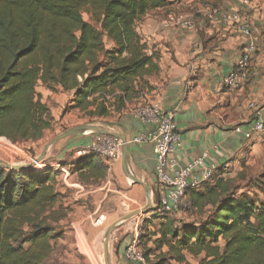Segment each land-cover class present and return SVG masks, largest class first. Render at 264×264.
Returning <instances> with one entry per match:
<instances>
[{"label":"trees","instance_id":"16d2710c","mask_svg":"<svg viewBox=\"0 0 264 264\" xmlns=\"http://www.w3.org/2000/svg\"><path fill=\"white\" fill-rule=\"evenodd\" d=\"M217 1V0H214ZM166 0H0V140L38 142L53 128L54 118L37 87L73 93L68 109L90 118L120 112L137 87L159 71L138 34V26ZM88 13L90 21L84 19ZM66 170L84 183L108 176V162L95 152L72 161L45 162L20 170L0 167V264H45L60 239L52 224L66 214L52 210L60 192L56 179ZM213 179L190 192L199 223L180 226L164 218L154 241L178 263L187 254L199 264H264V171L246 184ZM238 182V183H237ZM252 188L262 199L243 189ZM223 240L225 246H220ZM29 245V247H25ZM147 250V261L152 254Z\"/></svg>","mask_w":264,"mask_h":264},{"label":"crops","instance_id":"0c3cea01","mask_svg":"<svg viewBox=\"0 0 264 264\" xmlns=\"http://www.w3.org/2000/svg\"><path fill=\"white\" fill-rule=\"evenodd\" d=\"M166 1L167 6L150 11L137 29L159 71L146 78L147 83L137 87L139 92L123 110L112 112L121 117V135L129 142L131 171L151 187L157 198L154 206L158 203L159 188L153 146L132 143L135 137L150 129L134 115V110L142 105L176 110L182 141L175 154L179 168L205 153L208 154L206 166L222 169L226 179H235L248 167L264 164V134L254 130L258 121H264V0ZM236 14L246 23L251 36H245L232 20ZM171 15L191 20L194 27L167 26ZM251 44L255 51L241 88L225 87L224 79ZM39 87H42V90L38 89L40 94L44 95L46 91L47 96L42 97V102L51 110L50 90L42 84ZM54 97L55 94L52 99ZM238 127L244 133L250 132L252 137L246 139L244 134L237 133ZM85 142L82 137L74 138L66 145L59 142L52 153L53 162L79 158L82 155L79 150ZM116 165L118 168L114 170L109 166L107 179L102 184H108L111 177L120 176V173L126 177L122 159L121 168ZM195 175L201 178V170L198 169ZM128 242L126 239L121 244V264H138L125 260Z\"/></svg>","mask_w":264,"mask_h":264},{"label":"rangeland","instance_id":"374dc122","mask_svg":"<svg viewBox=\"0 0 264 264\" xmlns=\"http://www.w3.org/2000/svg\"><path fill=\"white\" fill-rule=\"evenodd\" d=\"M83 16L86 21H90L91 17L88 13L84 12ZM39 86L37 91L38 89L42 90V87ZM46 94L45 91L44 95ZM53 94H55L54 99H52ZM40 95L44 97L42 93ZM48 95H50L48 102L52 108L51 113L55 116L53 128L45 132L43 139L38 142L13 144L7 140H0V159L11 165H30L41 154L44 146L54 137L77 126L93 127L112 134H123L120 129L122 121L118 114L112 113L107 118H90L80 110L71 109H68L67 113L64 114L63 111L70 104L73 93L58 89L57 92L49 91ZM81 137L86 141L81 148L90 146L97 141L96 134H86L73 136L61 142H63L62 145H66L72 139ZM56 146L57 144L50 150L46 160L39 166L43 167L45 162L48 164L55 163L53 162L55 157L52 156V153L53 150H56ZM116 164H119L121 168L120 160L114 164H109L111 170L118 168ZM263 168L264 164L248 167V169L242 171L243 173L234 178L240 184H246L251 177L260 174ZM120 174V176L111 177L108 184H102V182L97 184L84 183L79 181L78 175H71L65 171L57 177L56 190L60 192L61 196L54 208L47 210L46 214L57 212V214H66V218L57 224H52L56 232L63 234V236L53 241L54 252L45 264H95L89 253L90 248L96 251L97 257L101 258L103 263L107 264V252L110 264H121L119 256L121 244L126 239L130 241L134 238L138 240L143 253H146L149 249L153 250L148 258L149 261L146 260V262L155 263L159 260L160 254L168 251L167 247L161 251L157 250L154 244V241L158 238L155 234H158L164 218L174 220L178 226L184 223H199L202 221L203 215L197 213L189 203H186L178 213L171 214V216L167 214V216L159 217L154 214L155 210L142 215L120 227L107 241H101L100 236L108 226L130 212L143 209L148 202L143 187L130 182L123 173ZM243 190L249 193L253 199H262L260 193L255 189L247 188ZM188 197L187 200H189ZM153 199L155 203L157 199L155 195H153ZM103 215L105 217L103 225H96L98 218ZM220 246L222 248L225 246L223 240H220ZM25 247L27 248L29 245ZM186 256L187 261L184 263H178L168 257L166 264H199L203 257H194L189 254Z\"/></svg>","mask_w":264,"mask_h":264},{"label":"built area","instance_id":"2783aa9c","mask_svg":"<svg viewBox=\"0 0 264 264\" xmlns=\"http://www.w3.org/2000/svg\"><path fill=\"white\" fill-rule=\"evenodd\" d=\"M232 20L238 24L239 30L245 36H251L250 29L239 14L233 15ZM167 26L190 29L194 27V24L191 20L171 15L167 21ZM254 51L255 46L252 44L244 49L235 68L224 79L225 87L232 90L241 88L246 79ZM176 114V110L165 111L155 105H142L134 110L135 117L142 124L150 126L148 132L135 137L132 143L153 146L159 188V201L154 206V214L159 217L174 212L178 213L186 203L191 206L190 197L187 200L190 192L211 181L219 169L215 165L206 166L207 153L192 160L185 167L179 168L175 154L181 148L182 141L178 131ZM254 130L264 134V121H258ZM235 131L244 134L246 139L252 137L250 132L244 133L239 127ZM96 140L90 146L82 147L81 154L97 151L95 153L104 158L108 164H114L122 159V142L119 139L113 136L96 135ZM198 169L201 170V178L195 175ZM104 218V215L100 216L96 225H103ZM125 260L129 263H147L137 239L134 238L128 242L125 249Z\"/></svg>","mask_w":264,"mask_h":264},{"label":"water","instance_id":"95a60500","mask_svg":"<svg viewBox=\"0 0 264 264\" xmlns=\"http://www.w3.org/2000/svg\"><path fill=\"white\" fill-rule=\"evenodd\" d=\"M86 134H96V135H105V136H113L117 139H119L122 142V164L124 167V171L126 174V177L128 180H132L135 185H140L144 189V193L147 197V205L140 210L130 212L124 217L120 218L116 222L112 223L110 226H108L103 233L100 236L101 241H107L111 236L115 234V232L122 226L128 224L132 220L139 218L142 215L148 214L149 212L154 211V200H153V194H152V189L151 187L144 181L140 180L137 178L131 171L130 168V152H129V142L127 138L121 134H112L105 132L103 130L93 128V127H87V126H77L73 127L71 129H67L63 132H61L59 135L54 137L48 144H46L43 148V151L41 154L33 161L32 164L30 165H24V166H19V165H11L4 160L0 159V167H3L5 169H15V170H20L24 168H33L35 166H39L42 164L46 158L49 155V152L56 144L59 142L68 139L73 136H80V135H86ZM106 262L107 264H110L109 261V255L106 252Z\"/></svg>","mask_w":264,"mask_h":264},{"label":"bare ground","instance_id":"6f19581e","mask_svg":"<svg viewBox=\"0 0 264 264\" xmlns=\"http://www.w3.org/2000/svg\"><path fill=\"white\" fill-rule=\"evenodd\" d=\"M130 181H132V180H130ZM89 253H90V255H91L92 259H93V262L95 264H105V263L102 262L101 258L97 257L96 251L93 248H90L89 249Z\"/></svg>","mask_w":264,"mask_h":264}]
</instances>
